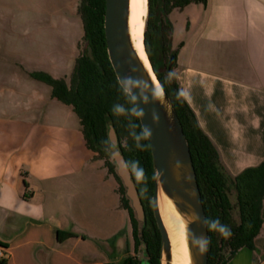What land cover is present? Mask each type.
Segmentation results:
<instances>
[{
    "label": "crops",
    "instance_id": "obj_1",
    "mask_svg": "<svg viewBox=\"0 0 264 264\" xmlns=\"http://www.w3.org/2000/svg\"><path fill=\"white\" fill-rule=\"evenodd\" d=\"M32 2L24 7L30 17L23 44L12 15L0 42V247L6 264H105L106 248L96 252L64 221L90 218L93 206L98 218H107L112 208L126 213L129 237L117 182L86 147L72 107L30 76L41 71L69 80L83 38L77 0H49L50 8ZM0 5L10 6L9 0ZM198 5L176 43L173 28L172 71L221 168L234 177L264 162V0ZM2 12L8 16L0 8V18ZM261 218L253 247L241 248L227 264H264V199ZM57 231L75 236L59 243Z\"/></svg>",
    "mask_w": 264,
    "mask_h": 264
},
{
    "label": "trees",
    "instance_id": "obj_2",
    "mask_svg": "<svg viewBox=\"0 0 264 264\" xmlns=\"http://www.w3.org/2000/svg\"><path fill=\"white\" fill-rule=\"evenodd\" d=\"M193 3L205 6L207 0H148L144 44L188 142L207 223V264H227L241 248H252L253 240L260 232L264 162L234 177L227 176L221 168L217 150L200 130L193 111L180 93L172 69L168 70L170 57L173 56L175 62L177 54L171 49L173 27L168 16L173 9H183ZM77 13L83 26L81 43L84 49L75 60L69 80L56 79L41 71L31 72L30 76L50 86L54 98L72 107L79 118L86 147L95 153V159L103 161L107 173L117 182L119 204L129 215L135 251V255L126 256L120 264H142L138 257L141 246L146 264H159L160 234L153 216L154 176L150 144L138 116L131 111L135 107L134 102L118 83L108 59L103 27L105 0H77ZM88 48L91 57L88 56ZM118 107L124 111L117 112ZM109 125L116 133L118 147L143 206L144 223L141 228L110 159ZM138 174H142L140 179ZM24 185L26 187V183ZM231 192L234 193L235 204L231 201ZM234 210L237 221L233 219ZM217 220L230 229L229 237L210 229V224ZM74 236L70 232H56L59 243ZM0 264H6V261L3 259Z\"/></svg>",
    "mask_w": 264,
    "mask_h": 264
},
{
    "label": "water",
    "instance_id": "obj_3",
    "mask_svg": "<svg viewBox=\"0 0 264 264\" xmlns=\"http://www.w3.org/2000/svg\"><path fill=\"white\" fill-rule=\"evenodd\" d=\"M103 27L106 51L115 76L124 91L128 87L137 96L135 108L143 112L142 116H138L139 122L144 133H148L146 137L150 144L154 176L153 216L160 234L159 264H168L171 260V244L158 208L159 189L172 200L186 220L190 264H207L208 244L207 250L201 252L199 245L192 243L193 234L208 241V232L188 142L171 100L152 67L145 49L144 33L143 52L156 84L133 47L129 31V0H105ZM88 56L91 57L90 48ZM173 63L174 57L171 56L168 70L173 68ZM128 81H132V84L129 85ZM157 89L163 93L162 100L153 94ZM144 96H147L146 101ZM108 139L112 145L110 159L115 165V173L120 178L125 196L141 228L144 223L143 206L111 125L108 126ZM138 257L143 261L142 264H146L142 246Z\"/></svg>",
    "mask_w": 264,
    "mask_h": 264
},
{
    "label": "rangeland",
    "instance_id": "obj_4",
    "mask_svg": "<svg viewBox=\"0 0 264 264\" xmlns=\"http://www.w3.org/2000/svg\"><path fill=\"white\" fill-rule=\"evenodd\" d=\"M39 1L45 2L44 4L47 3V7L50 8L51 3H49V0ZM9 3L10 6L0 5V8L4 11L6 10L8 15L5 16V13L2 12L4 16L0 18V28H3L5 24L8 23L7 19L12 15V21L14 23L15 29L13 33L17 39H20L21 44H23L28 34L26 31L24 32L23 27L24 24H28V21L26 19L30 17V10H27L26 8L30 7L29 9H31L33 6H29V0H13V3L15 4L14 8H12L13 6H11V0H9ZM34 3L35 2L33 0L32 5ZM25 6L26 8H24ZM200 8V5L193 3L183 9H173L171 11L168 19L172 24L174 31L176 32V34H174L175 36L173 37V41L171 40L172 42L176 43V40L183 39L184 33L187 31L190 24L189 17L192 10ZM6 35L7 32L4 30V28L2 30L0 29V42H3L5 40ZM83 49L84 44L81 43V46L79 47L80 52H82ZM110 196L112 195L110 194ZM115 198H117L116 195ZM230 198L232 203L235 204V196L233 192L230 193ZM107 203L112 207L113 202L111 197H107ZM96 208V206L90 207L89 211L87 212L89 213L90 218H77L76 221L65 220L64 223H66V225H68V228L72 229V231H75L80 235H85L90 242V246L94 247L96 252L106 248L107 262H110L112 264H120L126 256L135 255L131 232L129 237L126 236V230H128L129 225L125 218L122 217L126 213L124 211H118L119 213H115L114 209L107 208V218H98L99 214L97 213ZM94 215L95 218H93ZM233 219L235 221H237L238 219L236 210L233 211ZM98 256L99 255L97 253V258Z\"/></svg>",
    "mask_w": 264,
    "mask_h": 264
},
{
    "label": "bare ground",
    "instance_id": "obj_5",
    "mask_svg": "<svg viewBox=\"0 0 264 264\" xmlns=\"http://www.w3.org/2000/svg\"><path fill=\"white\" fill-rule=\"evenodd\" d=\"M148 0H129V31L133 47L156 84L143 52V33ZM160 90V89H159ZM159 213L171 244V260L168 264H190L186 237V220L160 189L157 196Z\"/></svg>",
    "mask_w": 264,
    "mask_h": 264
},
{
    "label": "clouds",
    "instance_id": "obj_6",
    "mask_svg": "<svg viewBox=\"0 0 264 264\" xmlns=\"http://www.w3.org/2000/svg\"><path fill=\"white\" fill-rule=\"evenodd\" d=\"M129 85L132 84V81H128L127 82ZM125 91L129 93V95L131 96V100L133 102H135L137 100V96L136 95H133L131 93V90L130 88L126 87L125 88ZM157 98H160L161 100L163 99V93L161 90L157 89L154 93H153ZM143 99L146 101L147 100V96H144ZM117 112H123L124 110L122 108H117L116 109ZM132 113L136 116H142L143 115V112L142 110L141 111H137V109L134 107L132 108ZM145 136L148 135L147 131H145L144 133ZM142 176V174H138V179H140ZM210 229L211 230H216V231H219L220 234L222 236H224L225 238L229 237L231 235V232H230V229H228L226 226H223V225H220L219 221H214L210 224ZM192 243L193 245H199V249L201 252L203 251H206L207 250V244H208V241L206 238L204 237H196L194 234H193V237H192Z\"/></svg>",
    "mask_w": 264,
    "mask_h": 264
},
{
    "label": "built area",
    "instance_id": "obj_7",
    "mask_svg": "<svg viewBox=\"0 0 264 264\" xmlns=\"http://www.w3.org/2000/svg\"><path fill=\"white\" fill-rule=\"evenodd\" d=\"M4 257H5V251L2 247H0V262H1V260L4 259Z\"/></svg>",
    "mask_w": 264,
    "mask_h": 264
}]
</instances>
